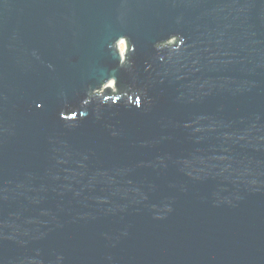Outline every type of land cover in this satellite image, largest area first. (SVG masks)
I'll return each instance as SVG.
<instances>
[{"label":"water","instance_id":"95a60500","mask_svg":"<svg viewBox=\"0 0 264 264\" xmlns=\"http://www.w3.org/2000/svg\"><path fill=\"white\" fill-rule=\"evenodd\" d=\"M0 264H264V0H0Z\"/></svg>","mask_w":264,"mask_h":264}]
</instances>
